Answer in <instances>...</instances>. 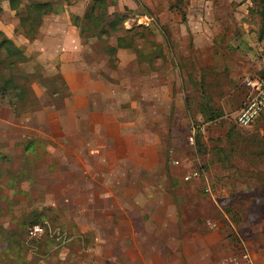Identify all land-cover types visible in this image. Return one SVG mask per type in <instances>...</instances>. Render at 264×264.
<instances>
[{"label": "rangeland", "instance_id": "374dc122", "mask_svg": "<svg viewBox=\"0 0 264 264\" xmlns=\"http://www.w3.org/2000/svg\"><path fill=\"white\" fill-rule=\"evenodd\" d=\"M19 1L32 15L43 8H30L31 2L39 0ZM59 1L51 2L55 5ZM243 1L240 4L235 0H213L209 5L205 0H105L103 4L81 0L83 12L69 14L87 42V67L105 80L118 83L105 105L120 110L122 120L135 123L132 128L141 143L160 139L155 165L140 171L137 181L166 186L168 203L173 202L177 220H200L204 224L207 220L215 221L216 227L236 242L232 253L241 246L243 237L237 236L236 231H246L243 222L264 220V114L248 126L235 124L238 110L249 99L246 79L264 76V68L257 69L264 63V0ZM207 8L216 9V14L197 17L199 10L205 14ZM187 9L189 15L196 12L190 20L213 27L211 48L205 50L206 54L200 49L195 53L182 31ZM25 10L22 12L27 14ZM142 13L152 15L153 21L148 25L134 23L132 16ZM52 16L50 12L42 14L32 23L34 30H23L21 26L17 30L18 17L0 6V21L11 24L15 35L28 37L29 41L37 34L38 26H46ZM54 18L60 21L58 16ZM109 19L115 21V27L108 26ZM126 19L129 22L125 24ZM118 37L125 46L120 53L114 49ZM22 46H28V42ZM179 52H185V57ZM33 54L30 59L38 64L37 70L31 71L26 64L13 66L15 82L29 83L35 79L47 92L58 89L53 99L60 104L64 92L62 79L57 74H47ZM0 72L9 76L5 67ZM21 74H25L24 79ZM3 90L1 85L0 101H17V86L8 87L5 93ZM49 97L35 100L30 106H39ZM11 131L4 128L1 139L14 136ZM24 138L37 141L33 145L36 151L26 153L31 157L25 162L27 173L12 176L13 181L9 182L1 175L14 174L16 165L0 160V264H64V245L71 242L79 246L74 238L85 232L78 226L79 220H111V209L104 208L101 197L110 192L111 186L88 187V204L92 208L87 215L85 199L75 186L68 192L69 202L61 197L65 179L78 183L82 179L80 162L72 160L70 168L68 160L61 159L59 175L51 177L42 172L40 177L30 176L32 167L37 165L31 153L46 152L48 159L47 154L52 155L49 145L62 148L42 132ZM58 154L64 158L61 151ZM89 175L86 172L84 177L90 178ZM39 179L43 180L42 185ZM52 182H57L55 191ZM105 196L110 201L111 195ZM33 222L45 225L39 238H29L27 234V227ZM64 235L66 241H62ZM257 237L255 245H250L253 249L243 240L258 264H264V234ZM230 254L222 252L220 263L224 264L222 259Z\"/></svg>", "mask_w": 264, "mask_h": 264}, {"label": "crops", "instance_id": "0c3cea01", "mask_svg": "<svg viewBox=\"0 0 264 264\" xmlns=\"http://www.w3.org/2000/svg\"><path fill=\"white\" fill-rule=\"evenodd\" d=\"M205 1H209V5L213 3V0ZM235 1L240 4L245 2ZM78 2L79 0H61L55 5L53 3V9L48 12L54 17L58 16L60 21L52 16L45 22L46 26H40V29L39 26L36 27L37 34L30 41L28 37L14 34L20 28L19 14L16 9L11 8L9 0H3L0 5L3 11H10L18 17L16 29L11 24L0 21V31L23 48L26 60L19 64H26L29 69L32 68L31 71H36L38 64H33V58L30 59L35 53V60L43 65L47 74H57L62 79L64 89L61 94L62 102L59 104L53 99L59 92L58 89L47 92L43 84L34 79L22 85L21 106L18 109H13L6 101H0V160H9V163L13 161L16 165L14 174L3 172L1 176L12 182V176L27 173L25 162L31 157L26 156V153L36 151L33 145L37 141H25L24 137L42 132L62 149L49 145L52 155L47 154L48 159L44 156L46 152L31 153L36 157L37 165L32 167L30 176L40 177L44 172L54 177L60 174L61 159L68 160L70 168L72 160H78L82 179L79 183L77 180L65 179L62 185L65 191L61 197L69 202L68 192L70 187L75 186L85 199L87 215L92 208L88 204L91 194L88 187L111 186L110 192L101 194L104 208L111 209V220H79L78 226L85 232L74 238L80 242L79 246H73L71 242L64 245V264H221L219 255L225 251L230 254L236 247L233 239L230 240L218 227L211 228L200 220H177L173 202L168 203L166 186L140 184L137 181L140 171H148L155 165L160 139L157 137L141 143L133 131L135 128H132L135 123L126 118L122 120L120 110L105 105L113 87L118 88V83L105 80L97 71L87 67V42L83 40L79 26L71 21L69 15L70 12H83L81 0ZM188 9L185 12L186 20L182 21V31L188 42L192 43L195 53L197 49L205 53L207 48H211L210 35L213 27L201 25L197 19L190 20V17H196V12L189 15ZM205 11L203 14L199 10L197 17L216 14V9L213 8ZM25 42H28V46L24 47L22 44ZM116 48L118 53L125 49L121 46ZM179 55L184 58L186 53L179 52ZM259 68H264V63L257 69ZM105 85L111 88H105ZM46 95L51 98L41 101L43 103L34 108L30 106L33 101H40ZM103 96L105 100L102 99ZM4 128L15 132L14 136L1 139ZM59 151L64 158L58 154ZM86 172L92 180L84 177ZM38 182L40 185L44 183L40 179ZM55 183L57 182H52L51 185L53 191ZM105 195H111L110 201ZM248 225L250 228H247ZM232 226L235 227V222H232ZM242 227H246V231L243 234L236 231V234L243 237L252 248V244L255 245L254 239L259 238L257 235L264 234V220H249L247 224L245 221Z\"/></svg>", "mask_w": 264, "mask_h": 264}, {"label": "built area", "instance_id": "2783aa9c", "mask_svg": "<svg viewBox=\"0 0 264 264\" xmlns=\"http://www.w3.org/2000/svg\"><path fill=\"white\" fill-rule=\"evenodd\" d=\"M128 20V19H126ZM124 20L123 23L129 22ZM132 21L137 25H148L153 21V16L142 13L132 16ZM246 85L249 88L248 101L238 110L235 116V123L238 126H248L252 124L259 116L264 114V76L246 79ZM191 138V137H190ZM208 190V188H206ZM207 225L215 228L217 226L215 221L207 220ZM45 231V225L40 222H33L27 227V234L29 238H39ZM62 241H66L65 235ZM241 246L237 252H234L222 259L224 264H258L253 253L245 244L244 240L240 238Z\"/></svg>", "mask_w": 264, "mask_h": 264}, {"label": "trees", "instance_id": "16d2710c", "mask_svg": "<svg viewBox=\"0 0 264 264\" xmlns=\"http://www.w3.org/2000/svg\"><path fill=\"white\" fill-rule=\"evenodd\" d=\"M100 3H106L105 0H97ZM9 4L11 6V8L13 9H17L18 10V14H19V25L21 26V28L24 30H31L33 29L32 23L36 20H39L42 16V14L51 11L53 8L52 2L50 0H39L38 2H31L30 3V8H32V6L35 7H39L42 6L43 8L41 10H36V14L32 15L31 11L28 12V10L25 8H22L23 6H21L22 4L20 3L19 0H9ZM91 8L94 7V3L90 5ZM22 10H25V12H27V14H24L22 12ZM24 15H26L27 17H25ZM119 19H122V17ZM109 27H115V21L113 19H109V21L107 22ZM34 30V29H33ZM0 68L1 67H5L9 70V76H5V74H3L2 72H0V79L2 80V84L4 90L2 91L3 93H5V90L8 89V87H12V86H17V92L15 93L14 98L17 100H12L11 98H9L6 102L11 105L13 107V109H18L21 105L20 104V100H21V96H20V89L22 87V85L24 83H16L15 82V77L11 71V68L13 66H16L17 64L23 62L26 60V55L24 53V50L22 47L18 46L17 44H15L9 37H7L2 31H0ZM121 37V36H119ZM119 37L117 38V43L116 46L114 47V49L118 46L121 47H125L122 43L119 42ZM11 72V73H10ZM25 74H21L20 77H23L24 79ZM22 79V80H23ZM0 85V86H1ZM19 103V104H18ZM236 124V123H235Z\"/></svg>", "mask_w": 264, "mask_h": 264}]
</instances>
